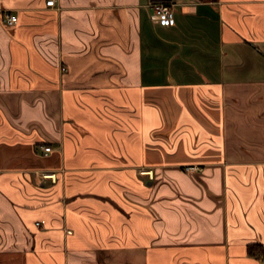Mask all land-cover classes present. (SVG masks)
<instances>
[{"label":"crops","instance_id":"1","mask_svg":"<svg viewBox=\"0 0 264 264\" xmlns=\"http://www.w3.org/2000/svg\"><path fill=\"white\" fill-rule=\"evenodd\" d=\"M45 1L0 0V264H264V0Z\"/></svg>","mask_w":264,"mask_h":264},{"label":"built area","instance_id":"2","mask_svg":"<svg viewBox=\"0 0 264 264\" xmlns=\"http://www.w3.org/2000/svg\"><path fill=\"white\" fill-rule=\"evenodd\" d=\"M56 0H46V6H53ZM150 8V20L154 24H160L164 26L171 25L174 19V12H173V3L168 0H159L149 3ZM5 23L7 25H14L17 23V15L16 14H5ZM65 70V68H62ZM51 151V147L46 146L44 147V152ZM187 170H194V166H187ZM149 175L151 172L149 171Z\"/></svg>","mask_w":264,"mask_h":264},{"label":"trees","instance_id":"3","mask_svg":"<svg viewBox=\"0 0 264 264\" xmlns=\"http://www.w3.org/2000/svg\"><path fill=\"white\" fill-rule=\"evenodd\" d=\"M253 246L249 245V254H253V250H252Z\"/></svg>","mask_w":264,"mask_h":264},{"label":"rangeland","instance_id":"4","mask_svg":"<svg viewBox=\"0 0 264 264\" xmlns=\"http://www.w3.org/2000/svg\"><path fill=\"white\" fill-rule=\"evenodd\" d=\"M149 19H150V12H149ZM150 21H151V20H150ZM186 171H189V170L186 169ZM150 177H151V175H150Z\"/></svg>","mask_w":264,"mask_h":264}]
</instances>
